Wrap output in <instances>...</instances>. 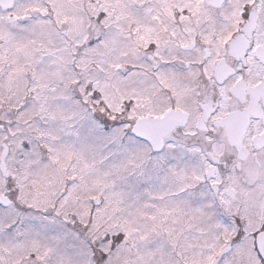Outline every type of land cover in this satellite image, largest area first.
<instances>
[{
  "label": "snow or ice",
  "instance_id": "obj_1",
  "mask_svg": "<svg viewBox=\"0 0 264 264\" xmlns=\"http://www.w3.org/2000/svg\"><path fill=\"white\" fill-rule=\"evenodd\" d=\"M0 264H264V0H0Z\"/></svg>",
  "mask_w": 264,
  "mask_h": 264
}]
</instances>
